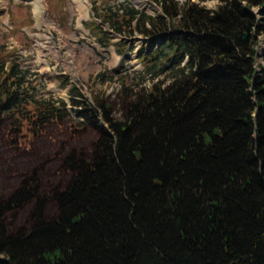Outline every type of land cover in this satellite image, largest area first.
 Returning a JSON list of instances; mask_svg holds the SVG:
<instances>
[{
  "label": "trees",
  "instance_id": "trees-1",
  "mask_svg": "<svg viewBox=\"0 0 264 264\" xmlns=\"http://www.w3.org/2000/svg\"><path fill=\"white\" fill-rule=\"evenodd\" d=\"M150 1L160 14L95 16L148 40L136 56L158 70L120 75L114 105L72 89L70 132L95 136L77 148L29 146L69 112L28 95L0 47L4 142L31 156L0 181V264H264V0Z\"/></svg>",
  "mask_w": 264,
  "mask_h": 264
},
{
  "label": "rangeland",
  "instance_id": "rangeland-1",
  "mask_svg": "<svg viewBox=\"0 0 264 264\" xmlns=\"http://www.w3.org/2000/svg\"><path fill=\"white\" fill-rule=\"evenodd\" d=\"M44 1L48 8L45 19L52 36L51 44L59 51L57 57L52 54V57L46 59L44 65L46 76L43 78L37 73L30 48L34 41H41L42 36L34 26L31 6L17 0H0V47H3L1 49L3 53L12 54L8 60L16 59L20 68L28 72L26 76L30 78L31 83L26 88L28 95L33 99L51 100L56 103L62 99L67 102L69 108V116L63 124L51 123L36 140L32 141L29 137L27 141L29 146H32L30 144H34V148L46 146L54 148V151L66 145L67 149L77 148L84 140L88 141L95 136L91 132L75 136L70 132L69 126L75 120L74 110L70 109L69 105L72 89L86 99L101 92L108 95L114 105L120 87V75L128 76L129 80L143 79L144 85H150L155 79L152 74L158 69L146 70L138 62L136 52L139 49L145 51L150 49V42L141 35L115 36L109 33L107 26H101L108 37V42L103 47L97 40L99 33L92 26L98 21L96 17L103 18L106 14L114 12L121 8V4L125 5L126 0H85L86 6L82 8L84 16L79 15L78 4L74 0ZM128 1L136 5V0ZM204 5L213 9L216 3L211 0ZM144 12L155 16V12L149 10ZM11 39L17 41L20 51H11L9 44ZM257 48L259 54L264 50L263 37H260ZM100 73H105V81L97 80ZM159 79L166 83L169 80L168 73H160ZM73 97L81 104L80 101L83 100L81 96ZM6 127L7 121L4 120L0 123V181L3 176L8 177L10 181L13 180L15 178L12 176L13 171L20 169L24 165L22 162L27 163L31 159V156L7 149L4 142Z\"/></svg>",
  "mask_w": 264,
  "mask_h": 264
},
{
  "label": "bare ground",
  "instance_id": "bare-ground-1",
  "mask_svg": "<svg viewBox=\"0 0 264 264\" xmlns=\"http://www.w3.org/2000/svg\"><path fill=\"white\" fill-rule=\"evenodd\" d=\"M74 1H76L77 4H78V5H77L78 10H82L84 3L79 2L78 0H74ZM136 3L139 4V5H141V6H145V5L147 4V1H146V0H136ZM215 3H216V2H215ZM204 4H205V3H202L201 5H204ZM147 6H148V5H147ZM205 6H206V8L209 9V7H208L207 5H205ZM80 14H81V12H80ZM54 52H56V53H55L56 55H59V51H58L57 48H55ZM41 59L44 60V57H42ZM62 60H63V59H62Z\"/></svg>",
  "mask_w": 264,
  "mask_h": 264
},
{
  "label": "built area",
  "instance_id": "built-area-1",
  "mask_svg": "<svg viewBox=\"0 0 264 264\" xmlns=\"http://www.w3.org/2000/svg\"><path fill=\"white\" fill-rule=\"evenodd\" d=\"M12 48V47H11ZM54 50H55V47H54ZM43 57V56H42ZM30 79V78H29ZM29 79H28V77H26L25 78V80H24V82H23V87H25V88H27L28 87V85H29V83H28V81H29Z\"/></svg>",
  "mask_w": 264,
  "mask_h": 264
}]
</instances>
